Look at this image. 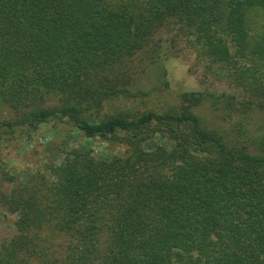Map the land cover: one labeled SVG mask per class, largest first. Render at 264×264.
<instances>
[{"label":"trees","instance_id":"obj_1","mask_svg":"<svg viewBox=\"0 0 264 264\" xmlns=\"http://www.w3.org/2000/svg\"><path fill=\"white\" fill-rule=\"evenodd\" d=\"M180 44L230 89L128 106ZM49 122L125 151L18 177L0 155V264H264V0H0V139Z\"/></svg>","mask_w":264,"mask_h":264},{"label":"rangeland","instance_id":"obj_2","mask_svg":"<svg viewBox=\"0 0 264 264\" xmlns=\"http://www.w3.org/2000/svg\"><path fill=\"white\" fill-rule=\"evenodd\" d=\"M172 74L170 85L163 91L153 89L157 86L158 79L152 71H146L142 78L149 88V95L139 94L138 97L128 100L127 105L135 107L137 110L155 109L162 110L169 105L178 102V96L186 90H202L208 84L210 87L218 89H230L227 83L215 82L214 77L209 80L204 77V70L200 62L197 61L192 49L180 44L176 54L168 61ZM144 83V84H145ZM208 85V86H209ZM197 111L209 122H215L218 118L216 113L209 107L202 106ZM5 116L10 117L11 112L4 107ZM56 129V130H53ZM0 155L3 162H7V170H10L13 176L18 177L21 173L34 174L37 172H46L50 163H56L62 159L64 152L73 148H85L94 155L105 158L114 154L121 155L125 147L110 144L99 137L88 138L78 129L63 123L49 122L39 127V130L27 139L23 135L16 137H6L0 139ZM48 173V172H47ZM24 174V175H25ZM29 175V174H28ZM13 184H8V189ZM16 214H10L0 209V242L10 238L15 231Z\"/></svg>","mask_w":264,"mask_h":264}]
</instances>
